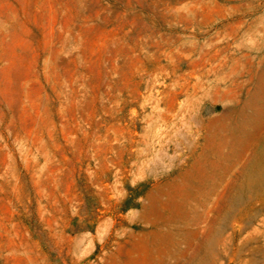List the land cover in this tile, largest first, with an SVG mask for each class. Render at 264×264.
Returning a JSON list of instances; mask_svg holds the SVG:
<instances>
[{
    "label": "rangeland",
    "instance_id": "rangeland-1",
    "mask_svg": "<svg viewBox=\"0 0 264 264\" xmlns=\"http://www.w3.org/2000/svg\"><path fill=\"white\" fill-rule=\"evenodd\" d=\"M258 92L264 0H0V264H264Z\"/></svg>",
    "mask_w": 264,
    "mask_h": 264
},
{
    "label": "bare ground",
    "instance_id": "bare-ground-1",
    "mask_svg": "<svg viewBox=\"0 0 264 264\" xmlns=\"http://www.w3.org/2000/svg\"><path fill=\"white\" fill-rule=\"evenodd\" d=\"M250 32H251V30H250ZM247 33H249V32H247ZM242 57L246 60V64L249 66V68H250L249 71L251 72L252 68H253V62L249 59L250 54H244ZM220 66H223V65L220 64ZM228 67H230V69H229L230 71H226L227 73L223 72V73H221L220 76L215 75V79L213 81L214 85L211 88L212 89L211 95L209 92H206L203 94L204 97L205 96H210V97L212 96L211 97L212 101H217L216 96L219 95V93L222 91L220 88L221 84L226 83V82H230V81H234L233 77L230 78V76L237 77V76H241L243 74V72L241 70L242 68L240 69L238 66V60L237 59H234L233 63H231V65H229ZM199 88L200 87H198V89ZM262 104H264V95L261 92H258L256 94H254V99L250 98L248 101L245 102V105L242 107V109L239 111L238 114L240 116H243V115H245L247 110H252V112L257 116V119L260 122L264 121V108H262L263 107ZM236 116H237V114H236ZM217 155H218L217 150L207 152V153H202L200 155L194 154V160H193L192 166L190 168V170H191L190 173L202 175V184L207 186V190L205 191V194H204L205 197L204 198H206L208 196V194L214 189L215 183L220 179V177L222 175V170H223L222 168H224V166H225V164L222 163L221 168L219 170L215 169L214 163L216 161ZM178 176H181V173Z\"/></svg>",
    "mask_w": 264,
    "mask_h": 264
}]
</instances>
